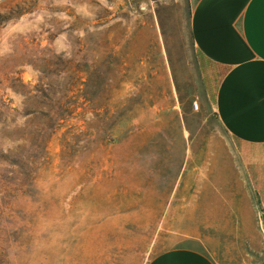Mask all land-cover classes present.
<instances>
[{"label":"rangeland","instance_id":"1","mask_svg":"<svg viewBox=\"0 0 264 264\" xmlns=\"http://www.w3.org/2000/svg\"><path fill=\"white\" fill-rule=\"evenodd\" d=\"M189 7L0 0V264H147L173 247L264 264L170 129L155 13L186 57Z\"/></svg>","mask_w":264,"mask_h":264},{"label":"crops","instance_id":"2","mask_svg":"<svg viewBox=\"0 0 264 264\" xmlns=\"http://www.w3.org/2000/svg\"><path fill=\"white\" fill-rule=\"evenodd\" d=\"M189 2L186 57L155 13L173 99L170 129H178L183 164L209 167L220 222L228 215L264 241V0ZM147 264L220 263L203 250L173 247Z\"/></svg>","mask_w":264,"mask_h":264},{"label":"built area","instance_id":"3","mask_svg":"<svg viewBox=\"0 0 264 264\" xmlns=\"http://www.w3.org/2000/svg\"><path fill=\"white\" fill-rule=\"evenodd\" d=\"M193 106L196 108V107H197V104L194 102V103H193Z\"/></svg>","mask_w":264,"mask_h":264}]
</instances>
